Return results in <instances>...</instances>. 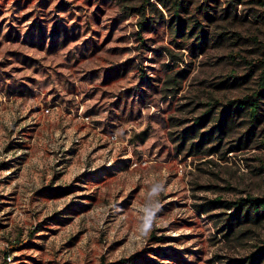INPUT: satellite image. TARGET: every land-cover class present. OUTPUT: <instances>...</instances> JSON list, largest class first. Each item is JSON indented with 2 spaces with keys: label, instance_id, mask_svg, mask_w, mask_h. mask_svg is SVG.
<instances>
[{
  "label": "rangeland",
  "instance_id": "rangeland-1",
  "mask_svg": "<svg viewBox=\"0 0 264 264\" xmlns=\"http://www.w3.org/2000/svg\"><path fill=\"white\" fill-rule=\"evenodd\" d=\"M201 1L181 35L141 1L0 0V264H228L264 246V218L228 207L264 198V99L259 122L217 131L259 88L264 21L256 0L209 2L211 19Z\"/></svg>",
  "mask_w": 264,
  "mask_h": 264
},
{
  "label": "trees",
  "instance_id": "trees-1",
  "mask_svg": "<svg viewBox=\"0 0 264 264\" xmlns=\"http://www.w3.org/2000/svg\"><path fill=\"white\" fill-rule=\"evenodd\" d=\"M134 1H141V6L138 8H132V13H140L143 15H146V11L148 8L152 7L157 10H160V7L171 11H173V16L175 17L176 23H175V29L178 34L185 35L184 29L186 27L187 19L183 17V13L186 11L189 12L190 7L195 5L194 0H156V2H153L152 0H134ZM219 0H203L199 2L195 9L198 12H202L205 14V16L208 19L212 18L211 14V5L208 4L209 2H218ZM235 5L242 4L243 0H234ZM256 5L260 7L261 15L260 18L264 21V0H256L254 2ZM230 13V9L225 10ZM192 18H190L191 20ZM206 25L202 24L199 20H196L192 28L190 30L189 35H192L193 33H198L196 35L197 40L200 39L201 43L204 44L205 40L202 36L205 37L206 35ZM263 99H264V72L261 74L260 84L259 88L251 95L246 96L242 99L231 101L226 106L225 109L221 112L218 121V135L222 134L224 131V128L231 127L235 121L236 116H241L243 113H245L248 117H250V122H259L260 118V111L262 109L263 105ZM210 112H207L204 116L199 117L197 119V124L193 126L191 129L193 134L198 133V130L196 126L199 124V127H202L205 121L209 118ZM189 129V130H191ZM188 130V131H189ZM216 131V132H217ZM213 134V131L209 133V138ZM207 133H204L202 136L201 142H199L197 145L200 146L203 142H205ZM220 137V136H219ZM228 207H235L236 212L234 214V219H236L238 222L241 221L242 218L244 219H250V218H264V198H242L239 201L231 202ZM243 221V219H242ZM230 231L233 230V224L230 223ZM261 264L264 262V246L260 247L258 251L253 252L251 255L240 259L236 261H230L228 264Z\"/></svg>",
  "mask_w": 264,
  "mask_h": 264
},
{
  "label": "clouds",
  "instance_id": "clouds-1",
  "mask_svg": "<svg viewBox=\"0 0 264 264\" xmlns=\"http://www.w3.org/2000/svg\"><path fill=\"white\" fill-rule=\"evenodd\" d=\"M155 209L158 210V205L155 206ZM155 217V210L151 211L142 221L140 230L144 235H147L152 228L153 220Z\"/></svg>",
  "mask_w": 264,
  "mask_h": 264
}]
</instances>
